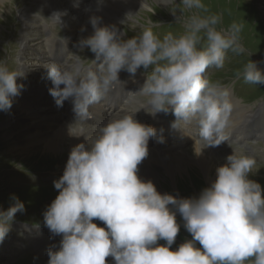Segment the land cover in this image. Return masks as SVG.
Returning <instances> with one entry per match:
<instances>
[{
  "label": "clouds",
  "instance_id": "clouds-1",
  "mask_svg": "<svg viewBox=\"0 0 264 264\" xmlns=\"http://www.w3.org/2000/svg\"><path fill=\"white\" fill-rule=\"evenodd\" d=\"M158 2L183 24L182 34L169 32L161 38L151 26H141L137 35L125 38L115 25L102 26L101 17L91 16L93 34L75 45L94 54L91 64L86 67L89 59L75 54L74 63L65 60L45 66L57 105L62 107L72 98L75 118L67 135L85 138L72 147L63 175L53 182L59 194L43 213L44 226L53 236H62L58 250L49 248L48 264H108V257L114 264H264V187L249 178L254 158L233 150L216 169L215 181L196 198L161 194L152 181L138 176V166L149 154V141L157 135L156 128L135 119L141 109L153 117L172 114L171 129L183 135L192 136L189 129L195 126L197 156L227 141L231 92L205 73L223 68L229 51L245 52L239 39L242 26L233 23L218 29L220 15L200 14L207 11L203 0ZM137 14L126 13L121 23ZM61 15L43 17L61 26ZM141 68L145 83L129 94L147 97L146 103L132 114L110 120L93 138L76 127L93 118L91 106L121 83V71L135 76ZM24 75L0 61V111L11 109L12 97L24 87L17 80ZM237 75L245 83L264 85V71L257 62L250 61ZM159 142H164L163 137ZM11 199V206L0 212V243L16 214L26 210L18 197ZM177 213L192 239L173 250L181 227ZM161 240L166 243L159 244Z\"/></svg>",
  "mask_w": 264,
  "mask_h": 264
},
{
  "label": "rangeland",
  "instance_id": "rangeland-1",
  "mask_svg": "<svg viewBox=\"0 0 264 264\" xmlns=\"http://www.w3.org/2000/svg\"><path fill=\"white\" fill-rule=\"evenodd\" d=\"M203 2L207 11L201 10L200 14L202 16L220 15L222 17L221 23L217 25L218 29H227L233 23H237L242 26L239 33V39L245 48V52L242 54H236L229 51L223 68H209L205 73V76H208L210 81L219 82L221 86L230 88L233 93V97L235 99H239L240 102L233 106L232 113H236L232 114L231 118L233 117L232 119H234L237 116L244 115L243 111L240 112V110H237L238 105L245 104V106H247L245 110H253V108L257 110L263 106L262 104H264V85L245 83L242 76L238 77L237 75L238 73L242 72L244 66L250 61L257 62L258 68L261 71H264V0H203ZM28 3L29 0H11V2H8L5 7H0V61L5 62L9 70H20V57L28 56L31 60L30 64L26 65L28 68H30L26 71L35 68H37V71H40L35 87L42 85L48 87L49 84L47 79L44 78V73H41L44 70L43 66H41V62H39L41 59L37 57L32 58V55L27 53L31 52L30 49L23 47L22 43L19 41L20 34H22L23 29L21 27L22 21L20 20V12L25 7H27ZM177 3H179V0H177ZM126 13V11L123 12L122 20H120V22L125 19ZM135 13L138 14L130 21L126 22L125 24L120 23L126 33L125 38H130L131 36L137 35L141 30V26H151L152 30L161 38L169 32L175 36H179L185 30L183 24L177 22L176 17L172 14L168 7L160 5L156 2L152 3L151 0L149 1V4H146L143 8L137 10ZM179 14L180 13L177 11V15ZM184 15L190 16L191 13L185 12ZM127 23L130 26L127 25ZM33 37L44 38L46 35L43 31H41L38 34H33ZM59 37L62 38V32L59 33ZM87 51L90 50L87 49ZM66 53L67 52H65L64 55H66ZM44 59L46 60V63L52 62L50 59ZM34 60L37 62L36 65H39L41 68L37 67L36 65L31 66V64H33L32 61ZM141 70L145 73L143 68H141ZM33 73L34 72H29V75H32ZM23 77L26 78L24 75L18 78V80ZM49 90L50 89L47 91ZM136 97L139 99V103L142 104L146 103L148 99L147 97L143 96L136 95ZM67 102L71 103V98H69ZM259 103L262 104H260L259 107H256L255 105H258ZM13 104H18V102L14 101ZM131 104L134 106H128L126 111L123 110L119 114H125L128 111L132 114L134 113V110L139 108V106L136 105L138 103ZM248 105H253L254 107H250ZM106 109H104L103 114V106L99 105L98 111H101L99 118H102V116L106 117ZM117 110L115 111L116 114H118ZM13 111L14 112L6 118H2L4 115H0V212L6 211L13 202L11 198L16 196L24 203L26 210L24 212L17 213L14 222H29L33 224L44 225L43 213L57 197V195L53 194H56L55 192L58 190L53 186L38 187L33 185H29V187L18 186L12 188L9 186L6 178L17 177V173H21L22 167L24 168V166L33 170H47L51 168L49 171L51 170V174L55 175H57L59 172H64L71 150L66 148V150L61 152V154L49 156L46 154L49 152L46 150V143H39L33 147L29 145L30 136L39 134L40 132H36V128L34 127L31 128L30 132L27 131L28 127L33 125L34 122L32 119H29L26 116L24 111L21 110V107L15 108ZM147 114L148 113L146 110L143 111V116L141 118H146L145 116ZM255 114L257 115L258 113ZM162 115L163 120H166L170 123L174 119V116L170 113H162ZM256 115H254V117ZM247 119L248 118L246 117L245 120ZM8 120L14 123L15 126L8 127V125H4ZM240 120H243V118L239 119V121ZM262 121H264V119L261 117L259 120L257 119L255 121V126L259 125L260 127L254 126L255 128L253 131L251 127V133L255 135L256 132H261L262 128L264 127V125L262 127ZM96 123L98 124V122ZM106 123L108 122L104 121L102 124L105 125ZM243 123L245 122L242 121V124ZM88 128L89 127H87V129ZM236 131L237 129H233V132ZM251 133L249 132V134ZM168 135L171 136L173 134ZM186 137L193 139V135ZM227 138L228 139L226 142L218 147H214L215 157L226 163V157L232 154L233 150L237 154L251 156L255 159L256 164L253 169V174L250 175L249 178L257 181L262 187H264V135H260L259 137H248V139H244V141L243 139H232L230 136H227ZM193 141H195V139H193ZM177 150L173 153L169 152L168 154H182L181 156H184V159H186L185 155L188 156L187 152L192 153L194 150V142H189L184 147L180 148L178 151ZM188 166H190V168H194V163H189ZM151 167H153V169H155V171L158 172V175L161 177L157 183L159 190H162V192L171 193L172 195H175L179 198H196L205 188L210 187L209 185L204 186V184L199 185L194 181V179L193 181L190 180V177L188 179V176H183V178H181L182 176L180 177L179 175H176L174 180L171 181V179L169 180V177H167L163 169L164 167ZM195 176H199V174L196 173ZM100 222L97 220L95 223L99 226ZM177 222L181 227L176 241L172 245V248L176 245L179 246L181 243L178 242L179 240L183 242L192 239L191 235L184 228V221L179 213H177ZM7 237L8 235L6 236L5 240H7ZM9 239L10 237H8L7 240L9 243L8 246L6 243L5 245L9 248H12L13 244L15 243ZM21 243L22 242L18 243L17 245H20ZM158 243L163 245L166 242L161 240ZM178 246L176 247L178 248ZM197 247H199L198 244ZM1 255L0 264H34L29 263L28 261H20V258L26 255L32 256L43 263L45 262V264H48L49 260L47 259V256L42 255L39 250L34 249L26 242L22 249L15 248L14 250H8Z\"/></svg>",
  "mask_w": 264,
  "mask_h": 264
},
{
  "label": "bare ground",
  "instance_id": "bare-ground-1",
  "mask_svg": "<svg viewBox=\"0 0 264 264\" xmlns=\"http://www.w3.org/2000/svg\"><path fill=\"white\" fill-rule=\"evenodd\" d=\"M62 1L63 0H60V2H62ZM97 1L98 2H95L89 8L87 15L83 18L82 22H78V19L75 17L73 19V24H71L69 26V31H71V32L74 31L73 34H75L77 31H79V34L77 36V42L81 38H85V37H88L91 34H93L94 29H93L92 25L89 22L91 16L101 17L102 18V20H101V25L102 26H104V25H108V26L115 25L120 30V32L123 33L124 29L122 28V26L120 24L121 23L120 20H122L123 12L126 11L127 13H129V12L135 13L137 10L141 9L142 3L144 2V0H97ZM109 1H111V2H109ZM149 1L150 0H145V5L149 4ZM8 2H11V0H0V7H5ZM151 2L152 3L156 2V3L160 4L158 2V0H151ZM12 11H13V9H12ZM70 11H71L72 16H76L77 15V13H78L77 3L73 4V8ZM20 20L27 21L26 24H28V22H31L30 15L27 12V10H21V12H20ZM127 25H129V24L127 23ZM82 29H85V30L82 31ZM0 30H1V26H0ZM28 31L30 33L32 32V30H28ZM28 31L25 32V33L27 34ZM51 51H53L52 48H51ZM65 52L66 51H64L63 53H65ZM43 53L44 52L42 50H40L39 53H38V57L37 58L41 59V57H44ZM44 58H46V56ZM23 59H21V60H23L24 66L26 68H28V66L25 64V62L29 65L31 59L28 56H24ZM44 61L46 62L45 59H44ZM50 63H52V62H49V63H46V64H50ZM145 80L146 79H144L143 77L141 79H137L136 81L134 80L127 86V88H130L131 86L136 85V86H138V89H139L141 86H143V84L145 83ZM44 91H47V90H44ZM230 92H231L230 99H231V101L233 103V106H234V105L238 104L240 101H239V99H235L233 97V93H232L231 90H230ZM19 95H21V94H19ZM130 96H133V95H130ZM105 97H106V99H105V103L106 104H112V105H116L118 107L120 105H123V107H126V109H127L128 106H134L131 103H135L136 101H138V100L130 99L129 101H127L125 103V96H124L123 97V101L120 102L117 99H114L112 97V93L110 91L107 93V96H105ZM128 98L129 97L127 96V99ZM12 100L13 101L14 100L19 101L20 105H21V108L25 112H30L29 116L31 117V119L33 121L36 122V126L37 127L42 128V126L45 124L46 121L51 120L46 115H44V108L43 107H40V109H32V106H30L29 104H25L24 102H25L26 98L23 99V97L21 98L20 96L17 95L15 97H12ZM99 105L103 106L102 100L100 102L92 105V107H93V111L100 115L101 111H98ZM248 106H250V105H248ZM246 107L247 106H245V104L238 105L237 110L238 111L240 110V112L243 111L244 115L243 116L235 115V116H237L236 118H234V119H232L233 117L230 118L229 127L225 130V133H224L225 136L228 135V134L236 133L234 135H231V136L235 137L234 139H243V140L247 139V136H245L243 134H247V133L251 132L250 131L251 130V126H249L246 122H248L251 119H253L254 115H256L255 113H258V111L263 112L264 110H263V106H261L257 111H255L254 109L253 110H245ZM250 107H252V106H250ZM234 113H236V112H233L232 114H234ZM246 117L248 118L247 120H245ZM242 118H243V120L239 121V119H242ZM62 119H63V117L61 116V117L55 118L53 120L58 123L57 125H59V124L62 123ZM242 121H244L245 123L242 124ZM71 122H73V120L67 119L64 122V124L62 125L63 127L60 126V127L57 128V126H56L55 129L52 128L51 134H49L46 138L45 137H41L40 138V136L34 135L33 137L30 138V142L29 143L33 145L35 143L37 144L40 141L45 142L46 143V150L49 151L48 153H46V152L45 153L47 155H49V156L50 155L54 156V155L61 154V152L63 150H66V148L71 150L73 146H75V145H77L79 143L85 142V138L84 137L75 138V137H69L67 135V126ZM4 125H6V126L8 125V127L15 126V124L10 122V120H8L6 122V124H4ZM263 125H264V123H262V127H263ZM159 126H162V128L167 129L168 123H165L163 121H159ZM76 127L78 129H83L84 134L87 135L90 138H93V137H95L96 135L99 134V131H98L99 129L93 130L94 132H98V133L93 135V132L91 130H87V127L85 125L81 124V123H78L76 125ZM192 129L194 131H197V128L196 127H192L191 129H189V133L191 135H193V139H195L197 136L192 133ZM233 129H237V131L233 132ZM260 134L264 135V127L262 128ZM185 136H187V135H185ZM14 149H15V147H14ZM187 153H188V156L185 155L186 159H184V156H181L182 154H171V155H169L168 153L161 154L162 155V163L164 165L163 169H164L167 177H169V180L171 179V181H173L174 178L176 177V175H179L180 177L182 176L181 178H183V176H188V179H189V177H190V180H192V181L194 179V181L197 182L199 185L204 184V186H206V185L210 186L216 179V169L219 166H222V165L225 164L223 161H221V160H219L218 158L215 157V149H214V147L205 148L203 150V154L200 155V156H197L194 153V150H193L192 153H189V152H187ZM157 155H159V154L157 152H155V151H152V152H150L148 154V156L138 166V176L144 181H152L155 184L158 192H160V190H159V188L157 186V183L161 179V177L158 175V172H156L155 169H153V167L150 166L152 161H153V159H157L156 158ZM189 163H194V168H190V166H188ZM190 170H192V171H190ZM196 173H198L199 176H195ZM160 193H162V192H160ZM102 226H103V222L102 223L100 222L99 223V227H102ZM6 241L4 239L2 244L5 245V243H6V245L8 246L9 243L6 242ZM20 259H21L20 261H28L29 263L45 264V262L43 263L42 261H39L36 258H34L32 256H29V255L21 257Z\"/></svg>",
  "mask_w": 264,
  "mask_h": 264
}]
</instances>
